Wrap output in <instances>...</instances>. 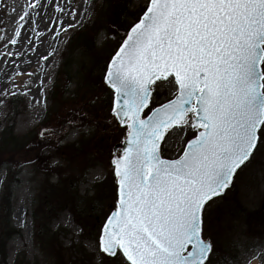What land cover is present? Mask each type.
<instances>
[{
  "label": "snow or ice",
  "instance_id": "snow-or-ice-1",
  "mask_svg": "<svg viewBox=\"0 0 264 264\" xmlns=\"http://www.w3.org/2000/svg\"><path fill=\"white\" fill-rule=\"evenodd\" d=\"M8 8L0 0L12 23V32L0 35L5 102L28 95L8 85L34 76L31 59L24 60L30 34L42 38L43 27L67 36L92 11L89 0H25ZM32 51L37 62L53 55ZM158 82L170 86L166 102L155 103ZM100 85L111 121L125 130L124 148L110 162L116 199L97 240L102 264H213L221 254L204 234L205 214L264 150V0H147ZM39 96L34 103L46 106L43 81ZM61 128L63 138L72 131ZM175 143L181 151L164 158ZM253 259L264 264V253Z\"/></svg>",
  "mask_w": 264,
  "mask_h": 264
},
{
  "label": "rangeland",
  "instance_id": "rangeland-1",
  "mask_svg": "<svg viewBox=\"0 0 264 264\" xmlns=\"http://www.w3.org/2000/svg\"><path fill=\"white\" fill-rule=\"evenodd\" d=\"M122 1L120 7V0H109V5L104 0H89L90 17L85 16L82 27L70 30L67 36L55 37L48 51L53 53L50 62L35 61L29 67L34 71L31 80L24 76L8 85L28 95L12 103L11 98L6 102L0 98V133L5 121L14 119V135L19 140L14 155H0V165L4 162L2 166L8 164L10 173H16L9 216L16 234L5 244V264H102L97 240L116 199L112 149L123 141L125 130L111 121L110 99L100 80L120 38L147 2ZM6 2L11 13L14 4L23 5L25 0ZM77 2L82 4L83 0ZM0 18H5L3 12ZM5 19L8 22L0 24V35L7 36L12 23L10 17ZM95 23L96 32L89 37L93 50L76 45L69 48L77 30ZM66 58L70 62L69 78L62 71ZM41 81L46 106L33 101V97L41 98ZM28 84L30 92L25 87ZM64 89L66 93L61 96ZM154 96L155 103L166 102L172 98L170 86H159L158 82ZM78 112L87 115L78 116ZM73 119L75 126L69 123ZM62 125L72 128L66 138ZM45 129L46 140H42L39 133ZM192 135L189 132L183 139L187 141ZM181 148L175 143L165 149L164 158H174ZM7 173L0 170V196L8 182ZM236 203L243 213L234 210ZM204 234L211 237L219 253L221 249L228 251L224 260L218 256L213 264H232L231 257H236L233 264H260L253 257L264 253V150L254 154L234 187L206 212Z\"/></svg>",
  "mask_w": 264,
  "mask_h": 264
},
{
  "label": "trees",
  "instance_id": "trees-1",
  "mask_svg": "<svg viewBox=\"0 0 264 264\" xmlns=\"http://www.w3.org/2000/svg\"><path fill=\"white\" fill-rule=\"evenodd\" d=\"M109 0H104V2L109 5L107 2ZM121 5L120 7L123 6V1L120 0L119 4ZM146 5V4H145ZM145 6L141 7L140 12L137 13V15L133 18V22L128 25V27L136 22L139 18V16L142 14ZM110 10V9H109ZM93 26V27H92ZM91 27H83L75 32V34L71 37L69 40V48L72 45L80 46L83 50H93V42L90 41V34L95 31V28L98 26L96 23L92 25ZM127 27V28H128ZM96 32V31H95ZM118 47V46H117ZM109 59V58H108ZM69 68H70V62L66 58L64 59L62 63V71L64 74L69 78ZM60 73V71H59ZM56 88V84L51 90V102L54 101V90ZM65 90V91H64ZM60 95L63 96L66 93V89H64ZM18 100L17 98H11L10 103L13 101ZM21 141V140H20ZM18 144L19 140L18 138L14 135V119L12 120H7L5 121L4 127L1 130L0 133V155L3 157L5 155H14L16 151L18 150ZM162 156H164V153H162ZM4 164V162L2 163ZM0 165V170L6 169L8 171L7 173V184H5L4 187V192L0 196V258H1V263H4V251H5V244L6 242L11 239L16 234V231H14L10 227V222H9V216L11 214L12 206H11V194H12V189L11 187L15 184L16 180L14 179L16 173L11 174L10 169L8 168V164L5 166ZM237 210L240 213H243L240 207L235 204L234 210ZM246 213V212H245ZM223 248V246H222ZM227 249H221V259L224 260L225 258V253L227 254ZM236 260V257L232 258L231 261L232 264Z\"/></svg>",
  "mask_w": 264,
  "mask_h": 264
},
{
  "label": "bare ground",
  "instance_id": "bare-ground-1",
  "mask_svg": "<svg viewBox=\"0 0 264 264\" xmlns=\"http://www.w3.org/2000/svg\"><path fill=\"white\" fill-rule=\"evenodd\" d=\"M43 15V13H41ZM40 31H45V35L42 38H36L35 32L31 33V38L33 39L34 43L32 46L25 45V56L24 60L27 61L31 59V65L34 64L36 61L35 56L36 53H34L32 48L35 46L36 48H39L41 52H48L49 49L51 48L54 40H55V34L54 33H49L47 32L43 27L39 29ZM34 37L37 39L35 40ZM21 67H28L26 63H21ZM14 75V74H13ZM1 182V178H0Z\"/></svg>",
  "mask_w": 264,
  "mask_h": 264
},
{
  "label": "water",
  "instance_id": "water-1",
  "mask_svg": "<svg viewBox=\"0 0 264 264\" xmlns=\"http://www.w3.org/2000/svg\"><path fill=\"white\" fill-rule=\"evenodd\" d=\"M123 148H124L123 141H122L120 144L115 145V146L113 147V149H112V154H113V156H114L115 154H117V153H121L122 150H123Z\"/></svg>",
  "mask_w": 264,
  "mask_h": 264
}]
</instances>
